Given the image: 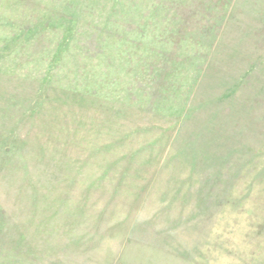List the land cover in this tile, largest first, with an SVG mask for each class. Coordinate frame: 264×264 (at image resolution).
<instances>
[{
    "label": "rangeland",
    "instance_id": "rangeland-1",
    "mask_svg": "<svg viewBox=\"0 0 264 264\" xmlns=\"http://www.w3.org/2000/svg\"><path fill=\"white\" fill-rule=\"evenodd\" d=\"M0 264H264V0H0Z\"/></svg>",
    "mask_w": 264,
    "mask_h": 264
}]
</instances>
